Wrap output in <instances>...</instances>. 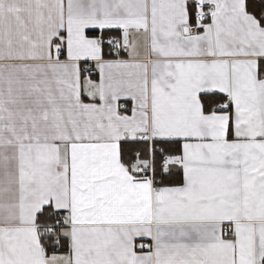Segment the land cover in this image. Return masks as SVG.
<instances>
[{
	"label": "snow or ice",
	"instance_id": "snow-or-ice-1",
	"mask_svg": "<svg viewBox=\"0 0 264 264\" xmlns=\"http://www.w3.org/2000/svg\"><path fill=\"white\" fill-rule=\"evenodd\" d=\"M0 264H264V0H0Z\"/></svg>",
	"mask_w": 264,
	"mask_h": 264
}]
</instances>
